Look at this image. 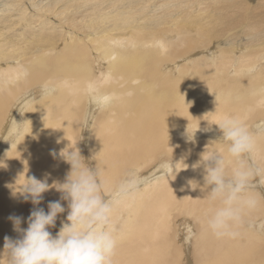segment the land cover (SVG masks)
<instances>
[{
	"label": "bare ground",
	"instance_id": "6f19581e",
	"mask_svg": "<svg viewBox=\"0 0 264 264\" xmlns=\"http://www.w3.org/2000/svg\"><path fill=\"white\" fill-rule=\"evenodd\" d=\"M225 116L255 136L239 160L212 123ZM75 146L105 193L130 171L145 178L114 207L113 264H264V0H0V252L20 235L10 216L26 228L34 207L47 212L62 195L50 188L34 206L13 187L30 176L63 182L71 166L59 153ZM206 149L229 173L260 172L248 189L258 206L236 238L207 227L219 202L203 166L192 168Z\"/></svg>",
	"mask_w": 264,
	"mask_h": 264
},
{
	"label": "clouds",
	"instance_id": "9594fccd",
	"mask_svg": "<svg viewBox=\"0 0 264 264\" xmlns=\"http://www.w3.org/2000/svg\"><path fill=\"white\" fill-rule=\"evenodd\" d=\"M41 90L43 94H52L56 89L54 85L46 83ZM108 102L106 97L93 98L97 107H104ZM212 123L222 132L221 138L228 144L229 156L239 160L254 150L255 136L240 119L225 116ZM198 129L191 134L187 131L188 141L194 142ZM71 149H63L59 153L71 166L63 182L54 181L50 185L47 178L41 180L30 176L13 187V196L30 200L34 206L41 203L43 193L50 188H55L62 195L60 200L48 202L47 212L42 207H34L27 218L26 228L21 227L22 217H9L14 231L20 235L16 239L4 237L0 257L4 258L6 264H113L116 239L111 218L114 207L137 191L145 183V178L134 170L130 171L111 193H105L99 170H93L85 163L76 146ZM51 154L54 158L57 156L55 150ZM200 166L204 168L208 199L219 202V206L207 218V227L216 238H236L245 213L258 206V200L248 189L253 177L260 172L241 164L229 173L225 156L208 149L192 168ZM169 168L174 173L175 164L172 161L160 165L164 174H169ZM190 184L193 189L196 188L193 182L190 181ZM61 200L69 201L70 211L67 222H62L59 231L53 235L49 229L55 227L58 214L65 212ZM257 227L264 228V222Z\"/></svg>",
	"mask_w": 264,
	"mask_h": 264
},
{
	"label": "rangeland",
	"instance_id": "374dc122",
	"mask_svg": "<svg viewBox=\"0 0 264 264\" xmlns=\"http://www.w3.org/2000/svg\"><path fill=\"white\" fill-rule=\"evenodd\" d=\"M181 60H179V62H180Z\"/></svg>",
	"mask_w": 264,
	"mask_h": 264
}]
</instances>
